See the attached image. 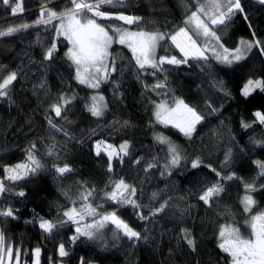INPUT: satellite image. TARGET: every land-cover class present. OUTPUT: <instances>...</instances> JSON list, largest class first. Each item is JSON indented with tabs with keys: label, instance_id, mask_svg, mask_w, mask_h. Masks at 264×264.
<instances>
[{
	"label": "trees",
	"instance_id": "obj_1",
	"mask_svg": "<svg viewBox=\"0 0 264 264\" xmlns=\"http://www.w3.org/2000/svg\"><path fill=\"white\" fill-rule=\"evenodd\" d=\"M241 5L243 13L234 15L227 28L216 29L221 44L228 49L236 48L241 38L252 40L253 31L256 39L264 41V4L241 0ZM70 6V0H24V11L13 16L11 9L0 3V28L23 23L31 25L39 18L43 7L59 12ZM189 7H193V0H126L123 7L104 6L101 10L143 17L142 27L149 31L173 32L184 26L183 21L190 14ZM53 23L0 38V77L11 71L18 72V79L10 89L11 100L0 99V180L5 178V166L26 160V150L32 143L37 145L36 155L44 165L36 174L20 181H6L10 191L0 196V209L11 207L14 218L0 216L5 248L13 249L14 258L19 250V264H33V250L37 247L41 249L38 264H80L81 257L86 264H228L227 254L218 248L219 226L233 223L242 233L248 234L244 224L248 213L241 205L244 182L251 183L257 176L258 169L253 162L264 161V147L252 142L264 140V125L253 115L256 111L264 112V92L255 90L247 99L241 96L248 79H264V55L260 49L253 48L244 60L231 66L211 58L207 63L189 60L187 64L165 65V73L152 76L138 74L129 49L113 44L110 51L117 57V71L98 90L108 108L103 117L96 118L85 110V103L97 90L73 79V68L64 55L67 41L58 38V51L53 60L43 61L45 47L51 46L55 37ZM130 28L138 30L135 25ZM164 47L168 55L180 57L179 50L170 42ZM164 54L163 49H158L157 55ZM165 75L166 89L154 92L145 88V85L163 81ZM42 82L46 90L39 87ZM221 82L224 90L220 88ZM163 92H167L169 103L173 98L183 99L205 117L191 140L178 129L155 121L153 101L165 99L158 94ZM61 93L77 96L65 113L67 121L49 112V105ZM209 104L218 111L212 112ZM48 115L70 136L50 128L46 120ZM241 120L251 123L252 127L242 128ZM160 133L178 145L188 158L187 162L171 168L170 175L163 168L168 161L167 146L156 140ZM125 140L132 145L130 155L125 157L123 164L113 160V171L109 173L108 157L103 153L96 155L95 142L118 146ZM53 145L58 159L47 155ZM229 149L231 163L222 167ZM196 156L201 157L203 164L192 169L190 161ZM153 158L158 167L145 173L144 167ZM138 159L141 163L135 164ZM53 163H67L73 172L59 177ZM208 165L225 174L235 172L241 178L225 182L224 191L212 207L198 199L204 188L217 179ZM121 177L136 187L135 198L146 206L142 209L145 216L149 215V208L171 197L170 207L148 220H140L137 210L130 205L120 206L99 195L92 201L94 206H103L98 208L101 212H116L146 236V240L115 239L111 224L104 229L103 241L80 237L74 244L69 240L75 230L71 223L52 235L40 229L39 218L59 221L63 219L60 210L73 206L63 191L76 199L79 183L83 182L101 193L111 181ZM256 184L258 187L264 185V177L256 179ZM21 190L25 193L23 197L17 195ZM153 192L160 194L156 201L150 200ZM252 196L256 212L264 209V188L253 192ZM181 228L190 230L194 249L182 239ZM61 243L69 251L68 257L59 256Z\"/></svg>",
	"mask_w": 264,
	"mask_h": 264
},
{
	"label": "snow or ice",
	"instance_id": "obj_2",
	"mask_svg": "<svg viewBox=\"0 0 264 264\" xmlns=\"http://www.w3.org/2000/svg\"><path fill=\"white\" fill-rule=\"evenodd\" d=\"M24 0H0V3L11 9V15L16 16L24 11ZM264 4V0H259ZM126 0H70V7L64 8L62 11H56L52 8L43 7L39 18L33 24H19L0 28V38L12 36L17 32L27 30L30 27L39 25H51L52 22L58 21L54 26L55 37L51 46L45 47L43 53V61L51 62L56 55L57 43L59 37H63L70 47L65 52V58L70 62L73 68V79L80 85L93 90L94 94L89 96L85 103V110L93 117L101 118L107 111L108 104L103 95L98 90L102 83H106L111 74L117 71V57L110 51L113 44L126 46L132 53V59L135 61L134 67L138 74L147 73L156 76L157 73H165V65H181L187 64L189 60L207 63L210 57L206 54L211 52V59H215L218 63L231 66L244 60L253 48H259L261 54L264 55V41L255 38L253 31V39L246 40L241 38L239 44L234 49H228L220 43V36L217 35V28H227L228 22L232 20L237 13H243L244 8L241 0H193V7H189L190 14L186 16L182 27L177 28L173 32H163L160 30H146L142 27L144 18L125 14L124 12L112 13L101 10L104 6L123 7ZM91 14V15H89ZM100 20L122 21L124 25H135L138 30L133 31L123 25H103L98 22ZM247 19V16L244 17ZM251 27V25H249ZM221 28V30H223ZM198 38L203 39V43L198 42ZM166 42H170L175 48L179 49L180 57L168 55V49L164 47ZM215 42V43H213ZM158 49H163L164 55H157ZM149 69L151 71L149 72ZM18 72L11 71L7 75L0 77V99L11 100L10 89L13 82L17 81ZM39 87L46 90L45 83L42 82ZM150 91L167 88V75L163 81H157L154 85H145ZM220 88L224 90L223 83ZM256 89L264 91V79H248L241 89V96L247 99ZM163 95L165 99L159 102L153 101L155 121L159 124L178 129L180 133L191 140L196 133L197 125L201 124L205 117L201 115L195 108L189 106L183 99L173 98L171 103L167 97V92L158 93ZM226 94H228L226 92ZM77 99L76 95H67L61 93L56 100L49 105V112L54 116L67 121V112L70 105ZM212 112L218 111L209 104ZM255 120L259 124L264 125V112L256 111ZM47 123L50 128L56 132H62L65 136L70 134L58 125L55 119L46 116ZM68 123H71L68 121ZM119 123V122H117ZM127 126V122H124ZM240 126L248 129L252 127L251 123L241 120ZM158 143L167 146L168 161L163 165L165 171L170 175V169L179 166L182 161L187 162L188 158L183 154V150L176 145L171 139L162 133L156 135ZM256 146L264 147V140L252 141ZM103 146V148H102ZM96 155L99 156L103 150L108 157V172L113 171V160L123 164L125 157L130 155L132 145L125 140L120 145L114 146L106 144L104 141L96 142ZM55 146H50L47 155L56 156ZM37 145L32 143L26 150V160L12 166H5V178L0 180V196L10 191L6 181H20L29 175L36 174L44 165L36 155ZM232 160L231 149L225 153L222 167H227ZM135 164H140L138 159ZM191 168L198 169L202 166L203 161L200 156L191 159ZM257 169V176L253 178L251 183L244 182L245 195L241 199V205L245 213H252L253 207L256 205L252 193L264 188L256 184V179L264 177V161L256 160L253 162ZM53 168L59 177L73 172V169L67 163L60 165L53 163ZM158 167L155 158L148 162L144 167V172L148 173L151 169ZM215 174L216 181L209 184L198 195V199L205 205L212 207L216 200L224 191L225 182L234 179H241L235 172L223 173L211 165L207 166ZM164 175V172H161ZM73 205L67 209H61L63 219L52 221L39 218L40 229L52 235L61 227L68 223L75 225L74 234L69 237L71 243H75L80 237H86L90 241H103L104 229L111 224L115 231L113 236L115 239L127 238L129 241L138 242L147 239L146 236L133 229L127 222L120 218L116 212L98 211L102 205H93L92 201L98 195L104 200L115 202L117 205H130L137 210L140 220H148L154 218L165 209L170 207L169 201L171 197L164 199L157 207L149 208V215H143V207L135 198L137 189L133 184L125 181L123 177L118 180L111 181L107 186V190L97 193L95 187H88L83 182L79 183V190L76 193V199L67 191L62 192ZM17 195L23 197L24 191H19ZM160 194L153 192L150 200L156 201ZM79 202V206H77ZM0 216L13 217L14 210L11 207L0 209ZM86 217H91L90 221H86ZM245 226L249 229V234L244 235L241 228L233 223H225L219 226L217 239L219 241L218 248L227 254L228 264H264V210L251 214L244 221ZM182 239L193 249L195 248L194 239L191 238L190 230L181 228ZM41 249L39 247L33 250L36 258V264L39 262ZM58 254L61 258L68 257L69 251L63 243L58 246ZM5 256L9 262L13 260V249L4 246V235L0 232V264H5ZM20 252L17 249L15 254L16 264H19ZM80 264H86L83 257Z\"/></svg>",
	"mask_w": 264,
	"mask_h": 264
},
{
	"label": "rangeland",
	"instance_id": "obj_3",
	"mask_svg": "<svg viewBox=\"0 0 264 264\" xmlns=\"http://www.w3.org/2000/svg\"><path fill=\"white\" fill-rule=\"evenodd\" d=\"M255 1H257L258 3H259V0H255ZM89 15H91V14H89ZM97 20L98 21H100V19L99 18H97ZM54 23V25H53V28H54V26L58 23V21H53ZM105 25H109V23L108 22H106L105 23ZM112 25H119L118 23H113ZM124 27H127V28H130V26H125V25H123ZM132 26V25H131ZM130 30H133V31H136L135 29H131L130 28ZM54 35H55V31H54ZM59 38H62V39H64L62 36L61 37H59ZM198 42H200L201 44L203 43V39L202 38H198ZM68 43V42H67ZM213 43H215V42H213ZM221 43V42H220ZM68 47H70V45L68 44ZM179 50V49H178ZM210 58H211V52L209 51L208 53H206ZM249 54V53H248ZM215 60V59H214ZM216 61V60H215ZM92 90V89H91ZM256 90H260V89H256ZM261 91V90H260ZM262 92H264V91H262ZM252 94V93H251ZM250 94V95H251ZM162 125V124H161ZM171 126V125H170ZM106 144H109V143H106ZM95 145H96V142H95ZM102 148H103V146H102ZM94 152L96 153V147L94 146ZM101 153H103V154H105V152L102 150L101 151ZM262 210H264V209H262ZM99 211V210H98ZM256 213V209H255V206L253 207V209H252V213H248V216L249 215H251V214H255ZM92 218L91 217H86V221H90ZM246 232L249 234V229L246 227ZM244 234V233H243ZM247 234V235H248ZM244 235H246V234H244ZM5 264H16V261H15V258L13 257V260L11 261V262H9L8 261V259H7V256H5ZM33 264H36V258L34 257V261H33Z\"/></svg>",
	"mask_w": 264,
	"mask_h": 264
},
{
	"label": "water",
	"instance_id": "obj_4",
	"mask_svg": "<svg viewBox=\"0 0 264 264\" xmlns=\"http://www.w3.org/2000/svg\"><path fill=\"white\" fill-rule=\"evenodd\" d=\"M102 21H104V22H111V21H108V20H102ZM112 22H116V23H118V24H120V25H121V24L124 25L122 21H115V20H112ZM125 26H129V25H125Z\"/></svg>",
	"mask_w": 264,
	"mask_h": 264
}]
</instances>
